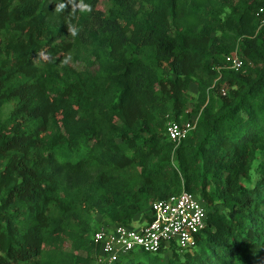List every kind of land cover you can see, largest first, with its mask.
<instances>
[{
  "label": "trees",
  "instance_id": "1",
  "mask_svg": "<svg viewBox=\"0 0 264 264\" xmlns=\"http://www.w3.org/2000/svg\"><path fill=\"white\" fill-rule=\"evenodd\" d=\"M106 1L0 0V264H96L182 189L195 244L114 264H264V0Z\"/></svg>",
  "mask_w": 264,
  "mask_h": 264
},
{
  "label": "built area",
  "instance_id": "2",
  "mask_svg": "<svg viewBox=\"0 0 264 264\" xmlns=\"http://www.w3.org/2000/svg\"><path fill=\"white\" fill-rule=\"evenodd\" d=\"M225 61L232 69L240 68L243 63L236 52L227 55ZM195 120L168 121L165 128L167 138L178 145L194 127ZM205 215L203 203L184 189L155 199L150 203V219L145 224L96 228L92 234L93 241L99 246L95 263L114 264L130 251L156 252L160 246H168L171 242L180 248L193 246L196 234L205 226Z\"/></svg>",
  "mask_w": 264,
  "mask_h": 264
},
{
  "label": "rangeland",
  "instance_id": "3",
  "mask_svg": "<svg viewBox=\"0 0 264 264\" xmlns=\"http://www.w3.org/2000/svg\"><path fill=\"white\" fill-rule=\"evenodd\" d=\"M108 2L106 1V0H99V3H98V7L99 8H101V9H103V10H105L106 8H107V6H108ZM189 92L191 93V94H193L194 92H195V85L194 84H192L191 86H190V88H189ZM104 223H105V221H103V220H101L99 217H95V226L96 227H102V226H105L104 225ZM146 223V220H141V221H138L136 218L135 219H133L132 220V222H131V226L132 227H137V226H139V225H142V224H145ZM136 251H138V252H140L139 250H136ZM141 253V252H140ZM151 253V252H150ZM167 254V253H166ZM168 255V254H167ZM127 261V259L126 258H124L123 260H122V263H125Z\"/></svg>",
  "mask_w": 264,
  "mask_h": 264
},
{
  "label": "crops",
  "instance_id": "4",
  "mask_svg": "<svg viewBox=\"0 0 264 264\" xmlns=\"http://www.w3.org/2000/svg\"><path fill=\"white\" fill-rule=\"evenodd\" d=\"M97 264V263H96Z\"/></svg>",
  "mask_w": 264,
  "mask_h": 264
}]
</instances>
